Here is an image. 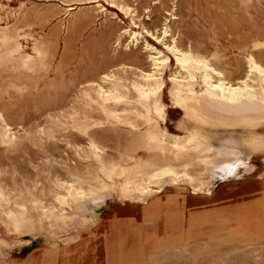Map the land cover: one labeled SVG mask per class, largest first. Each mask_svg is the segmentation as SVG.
<instances>
[{
  "label": "rangeland",
  "instance_id": "374dc122",
  "mask_svg": "<svg viewBox=\"0 0 264 264\" xmlns=\"http://www.w3.org/2000/svg\"><path fill=\"white\" fill-rule=\"evenodd\" d=\"M164 28L178 47L208 59L233 83L251 77L249 55L264 68V0H0V206L21 226L14 234L0 226V264H68L78 254L86 259L80 264H111L110 244L122 250L133 239L127 229L117 234L113 222H106L119 207L118 215L136 220L140 208L139 224L128 219L141 246L132 264H264V229H257L263 217L254 216L250 204L264 196V127L235 134L200 131L172 100L187 94L170 78L178 70L172 59L166 87L143 102L133 83L151 68L146 45L164 50ZM132 31L142 34L136 46L129 43ZM104 75H115V89L125 94L106 107L139 114H128L135 127L107 117L95 103L94 88ZM149 122L196 136L207 147L234 149L253 169L242 166V178L215 181L209 195L181 185L124 204L102 176L136 172L156 160L143 144ZM90 142L102 150L99 157ZM99 177L111 196L93 224H59L30 204L33 199L55 214L62 183ZM187 215L207 222L206 235L181 233L168 240L161 234L164 223ZM146 237L151 241L145 244Z\"/></svg>",
  "mask_w": 264,
  "mask_h": 264
},
{
  "label": "bare ground",
  "instance_id": "6f19581e",
  "mask_svg": "<svg viewBox=\"0 0 264 264\" xmlns=\"http://www.w3.org/2000/svg\"><path fill=\"white\" fill-rule=\"evenodd\" d=\"M124 11L128 13V9ZM146 33L149 34L148 31ZM154 35L151 34L152 37L159 38ZM141 37V32L132 31L128 34L129 43L136 46ZM168 39H170L169 42ZM161 42H163L164 50L146 45V50L150 53L148 59L151 62V68L140 72V80L133 83V89L143 102L156 97L166 87L164 76L172 59L178 70L170 78L183 88H187L185 98L177 94L172 100L185 117L198 126L200 131L214 133L215 130H220L235 134L238 131H256L264 127V68L251 55L245 58L251 77L233 83L227 80L221 71L215 69L208 59L196 55L191 49L178 47L176 38L172 37L166 28L161 33ZM16 78L19 79V77ZM101 82L94 88L97 95L95 103L99 104L107 117L124 125L135 127L127 120L128 114L131 113L137 117L139 114L106 107V104L118 103L125 98V94L115 89L117 87L115 75H104ZM104 84L108 86L105 88ZM142 137L146 150L157 156L155 161L144 164L136 172L107 171L102 176L111 180L112 192L124 204L130 203L133 206L152 196L156 197L167 189L178 188L181 185H185L192 194L209 195L215 181L230 176L242 178L246 175L239 173V168L242 166L244 171L250 172L253 169L241 159L234 149L223 146L207 147L196 136L173 134L151 122L144 129ZM89 146L95 157H99L102 150L93 142H90ZM202 153H207V155L205 154L202 158L198 157ZM193 154L197 156L194 161L191 160ZM188 158L190 160L183 161ZM261 176H264V172ZM102 177L88 184L62 183L60 188L63 194L57 198L58 209L55 214L36 205L33 199L30 200V204L34 205L42 215L53 216L59 224L66 226L74 222L75 225L93 224L98 209L111 196L108 191L109 185L101 180ZM250 204H253L255 206L253 209L257 210L253 215L263 217V223L257 226V229H264V196L261 195L258 199H254ZM240 218L243 219V216ZM206 223L200 217L197 225L191 226V218L188 215L184 220L164 223L161 226V234L168 240H175L173 236L181 233L206 235L208 229L203 228ZM0 226L7 233L12 232L13 234L21 228L14 221L12 212L8 209L4 211L1 206ZM167 227L172 228L173 232L166 236L163 234V228ZM132 232L136 234L135 230ZM91 239L92 237L89 236L81 247L88 244ZM146 239L145 244L151 241L149 237ZM110 248V254L113 256L111 264H132L141 253L140 243L136 247L127 246L122 250L118 249L115 244H110ZM83 257V254L75 255L68 264H79ZM31 264L37 263L32 262Z\"/></svg>",
  "mask_w": 264,
  "mask_h": 264
},
{
  "label": "crops",
  "instance_id": "0c3cea01",
  "mask_svg": "<svg viewBox=\"0 0 264 264\" xmlns=\"http://www.w3.org/2000/svg\"><path fill=\"white\" fill-rule=\"evenodd\" d=\"M122 208V207H119V209ZM134 208V207H133ZM133 208H128L126 211H130L129 209H133ZM119 209L117 208L116 210H110L111 214H110V217L108 218V221L106 222H109L110 220L113 222V225L115 226V229H116V233L119 234V232L127 229L128 232H129V235L128 237H132L133 239H130L129 242H128V246H132V247H136V245L138 244V242L136 241V239L138 238L137 237V234H134L132 231H134V228L132 226L134 225H131V223H128L129 221L126 220V219H129L131 218L133 220V223L135 224H139L140 221H141V216H140V208H138V220H136L135 218V215H132V214H128V215H118V211ZM125 211V212H126ZM193 211V210H192ZM243 211V210H241ZM120 212V211H119ZM188 216V215H187ZM239 216H244L243 213ZM199 219V218H198ZM198 219H194L192 220L191 218V226H195L197 225V222H198ZM123 220H126V221H123ZM184 220V219H183ZM172 228H163V234H165L166 236L170 233H172L173 231L171 230ZM91 241V240H90ZM143 241V240H142ZM145 241V239H144ZM89 242V241H88ZM110 252H111V248H110ZM85 255L84 257L81 259L80 263H83L85 261ZM79 263V264H80ZM95 264H106V261H100V262H96Z\"/></svg>",
  "mask_w": 264,
  "mask_h": 264
}]
</instances>
